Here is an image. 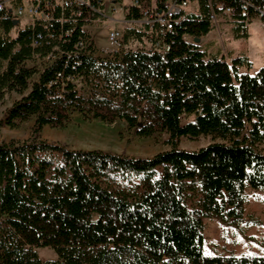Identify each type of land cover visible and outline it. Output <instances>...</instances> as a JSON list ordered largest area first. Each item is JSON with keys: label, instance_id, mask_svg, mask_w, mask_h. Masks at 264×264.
Returning a JSON list of instances; mask_svg holds the SVG:
<instances>
[{"label": "trees", "instance_id": "obj_1", "mask_svg": "<svg viewBox=\"0 0 264 264\" xmlns=\"http://www.w3.org/2000/svg\"><path fill=\"white\" fill-rule=\"evenodd\" d=\"M90 2L104 8L105 0ZM198 2L173 31L156 36L155 25L152 40L168 51L106 56L83 30L102 16L86 5L37 0L44 17L22 29L0 9V101L18 96L0 126L33 121L26 140L0 142V264H264V255L206 256L202 234L206 218L240 221L246 191L264 189V68L240 72L242 56L203 61L184 40L211 31L210 6L229 9L238 31L264 22V0ZM166 3L138 0L125 20ZM143 36L128 30L122 43ZM35 61L40 69L28 66ZM74 114L121 122L138 138L164 133L169 150L134 157L40 138ZM200 136L213 142L179 148L181 138ZM38 248L56 259L41 260Z\"/></svg>", "mask_w": 264, "mask_h": 264}, {"label": "rangeland", "instance_id": "obj_2", "mask_svg": "<svg viewBox=\"0 0 264 264\" xmlns=\"http://www.w3.org/2000/svg\"><path fill=\"white\" fill-rule=\"evenodd\" d=\"M3 1L8 9H13L18 3V0ZM20 2L24 4L25 0ZM129 3L131 0H105L103 16L83 27L96 49V55L106 56L116 52L150 48V43L144 36L140 41L129 39L122 43L124 33L128 30L145 34L142 20L126 22L124 11ZM198 3V0L192 2L186 10L187 13L196 14ZM37 18L42 16H32L27 11L23 12L16 16L17 29L26 27ZM211 25V31L198 41L184 36L190 50L198 53L203 61L208 57H216L229 62L235 57L242 56L246 62L240 68V72L253 75L260 68H264V22L259 17L248 22L243 31H238L234 20L225 13L216 14ZM113 31L120 33L122 37L120 45H110L108 36ZM10 35L13 37L15 31H11ZM40 65V61L28 63L29 67L36 66L39 69ZM35 79L36 77L33 78ZM16 99L18 96L11 93L0 101V120L5 110ZM185 121L186 119L182 120L183 123ZM32 126V120L21 123L16 128L0 126V142L26 140L31 134ZM39 136L48 142L64 144L71 150H101L134 157H152L169 150L168 136L164 133L150 138H138L121 122L109 125L99 121H84L77 114H74L70 122L62 128L43 127ZM211 142L213 141L208 136L196 139L183 137L179 140V148L196 150ZM187 205L191 207L190 204ZM202 234L203 252L206 256L264 255V189L246 191V204L240 221L223 222L215 217L206 218L203 220ZM36 252L43 261L56 259L54 252L49 248H38Z\"/></svg>", "mask_w": 264, "mask_h": 264}, {"label": "built area", "instance_id": "obj_3", "mask_svg": "<svg viewBox=\"0 0 264 264\" xmlns=\"http://www.w3.org/2000/svg\"><path fill=\"white\" fill-rule=\"evenodd\" d=\"M194 1L197 0H167V7L163 12L157 13L153 7H151L150 9H144L142 11L141 22L144 24V26L148 27L147 29H145V38L150 43V47H153L160 53L168 51V46L162 43L161 41L156 40L155 42H153L151 35L154 31L155 25H158L160 27V29L156 33V36L164 34L165 32L173 31L174 26H176L186 18V16L188 15L186 10L189 5ZM59 3L62 6H67L71 3L86 5L88 8L93 9L98 14H101L103 16V9L94 8L93 6H91L90 0H59ZM210 3L211 2L209 1V4ZM130 6H138V0H131L129 7ZM218 8L222 9V6L219 5ZM0 9H4L6 13L15 17L21 15L25 11H27L32 16L41 15L42 18L44 17L43 13L38 8L37 0H25L24 4L22 2L17 3L13 7V9H8L4 1L0 0ZM223 13L229 14L230 10L226 8L223 10ZM215 17L216 14L213 8L210 6V22H213L215 20ZM121 38L122 37L119 32L113 31L109 33L108 41L110 45L116 46L120 45ZM32 45H35V43H32Z\"/></svg>", "mask_w": 264, "mask_h": 264}, {"label": "crops", "instance_id": "obj_4", "mask_svg": "<svg viewBox=\"0 0 264 264\" xmlns=\"http://www.w3.org/2000/svg\"><path fill=\"white\" fill-rule=\"evenodd\" d=\"M116 5H117V4H116ZM129 5H130V3H129L126 7H128ZM112 6H114V5H112ZM126 7H125V8H126ZM124 13H125V12H124ZM194 14H195V13H194ZM126 22H128V21H126Z\"/></svg>", "mask_w": 264, "mask_h": 264}, {"label": "water", "instance_id": "obj_5", "mask_svg": "<svg viewBox=\"0 0 264 264\" xmlns=\"http://www.w3.org/2000/svg\"><path fill=\"white\" fill-rule=\"evenodd\" d=\"M195 41H197V40H195Z\"/></svg>", "mask_w": 264, "mask_h": 264}]
</instances>
